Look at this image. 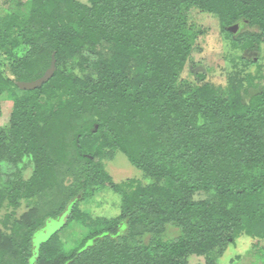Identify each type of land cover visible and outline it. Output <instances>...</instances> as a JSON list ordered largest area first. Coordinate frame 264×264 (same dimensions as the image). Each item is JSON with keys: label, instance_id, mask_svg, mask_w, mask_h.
<instances>
[{"label": "trees", "instance_id": "trees-1", "mask_svg": "<svg viewBox=\"0 0 264 264\" xmlns=\"http://www.w3.org/2000/svg\"><path fill=\"white\" fill-rule=\"evenodd\" d=\"M17 6L0 18V118L2 98L13 101L8 127L0 125V166L29 158L34 172L28 180L2 179L0 167V213L34 204L20 220L6 217L12 226L0 228V264H190L191 256L216 264L242 236L264 241L261 66L255 59L230 66L224 88L182 78L205 34L189 12L217 16L233 48L258 51L264 0ZM53 62L55 73L40 88H19ZM115 151L151 181L115 183L103 164ZM107 186L121 198L118 216L94 218L80 209ZM65 215L59 231L34 243ZM73 221L88 232L67 249L60 233ZM256 256L264 264V247Z\"/></svg>", "mask_w": 264, "mask_h": 264}, {"label": "rangeland", "instance_id": "rangeland-1", "mask_svg": "<svg viewBox=\"0 0 264 264\" xmlns=\"http://www.w3.org/2000/svg\"><path fill=\"white\" fill-rule=\"evenodd\" d=\"M80 1L87 2V0ZM17 4L18 0H0V18L15 12L18 9ZM188 15L192 22L197 23L205 30V34L198 40L182 75V78L187 80L189 85L210 83L216 87L224 88L228 82L229 67L237 64L239 67L245 68L246 61L249 59H255L261 66L260 69L264 72V46L258 51L242 52L232 47L230 39L222 32L217 16L198 10H192ZM5 66L0 60V69L4 70ZM249 69L255 72L258 68L253 65ZM202 75L205 76V79L201 78ZM12 111L13 101L2 98V116L0 118L2 127H8ZM103 164L117 184H122L127 180H137L144 183L151 181L146 179L143 171L132 165L122 152L115 151L112 154H108L103 160ZM0 167L2 179L6 177L15 178L17 175L28 180L34 172V165L29 158H26L23 163L18 165L4 162ZM207 197L208 194H199L196 199ZM81 198L79 197V199ZM33 204L34 201L24 202L21 209L15 212V215L12 209L5 206L0 213V228L5 231L6 228L11 227V224L6 226V222H4L6 217L12 215L14 220H20L24 214L31 210ZM79 207L83 212L94 218L112 219L120 214L121 198L107 186L96 190ZM65 216L48 223L43 232L36 234L34 243L39 245L59 231L66 222ZM87 232L88 230L78 221H73L68 228L61 231L60 236L65 247L71 249L79 238L85 236ZM257 244L258 247L254 248ZM263 247L264 241L242 236L237 240L236 244H231L228 247L224 255L216 261V264H256V255L259 249ZM239 255L243 256L242 260H235ZM233 260H235V263H232ZM188 261L190 264H206L204 257L191 256Z\"/></svg>", "mask_w": 264, "mask_h": 264}, {"label": "water", "instance_id": "water-1", "mask_svg": "<svg viewBox=\"0 0 264 264\" xmlns=\"http://www.w3.org/2000/svg\"><path fill=\"white\" fill-rule=\"evenodd\" d=\"M240 29V25L236 24L234 26L229 27V31L233 34H237ZM55 73V62L52 63V66L49 68V70L45 73V75L42 78H39L32 82H19L18 86L22 90H35L37 88H40L45 82L50 80ZM68 215L65 216V220H67Z\"/></svg>", "mask_w": 264, "mask_h": 264}]
</instances>
